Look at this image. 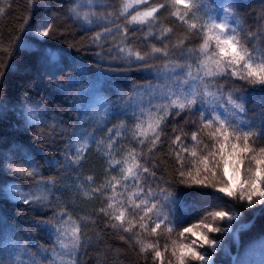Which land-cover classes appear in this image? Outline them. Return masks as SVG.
Masks as SVG:
<instances>
[{"label": "snow or ice", "instance_id": "6c2138e0", "mask_svg": "<svg viewBox=\"0 0 264 264\" xmlns=\"http://www.w3.org/2000/svg\"><path fill=\"white\" fill-rule=\"evenodd\" d=\"M88 2V11L69 0L62 6L63 13L39 19L29 15L22 20L27 25L22 30L35 29L33 34L46 38V44L63 36V25L57 24L63 16L94 32L90 40L100 50L98 56L106 55L121 67L148 70L158 83L135 85L131 94H117L115 100L97 92L92 113H82L89 127L78 120L65 141L63 159L48 162L56 175L45 178L35 164L13 170L35 181V190L12 189L16 199L32 211L51 209L48 219L34 221L37 231L48 235L51 250L38 242L25 244V237L17 242L20 259L11 264H82L93 239L88 230L97 220L106 229L130 234L121 239L133 240L151 264H166L168 246L162 250L158 240L146 242L140 236H158L162 227L180 239L186 234L195 237L190 243L173 241L167 264H173V258L175 264H216L221 236L231 230L232 223L246 209H264V0L255 18L244 12L243 0ZM29 6L33 12L48 8L39 0H29ZM12 7V0H0V21L12 14ZM165 16L182 26L183 33L177 35L171 25L164 24ZM249 23L255 27H246ZM138 34L143 50L137 44ZM21 43L19 36L8 40L0 36V56L18 54ZM3 75L0 72V79ZM237 82L242 83L237 86ZM257 95L260 103L249 107ZM193 116L197 119L191 120ZM177 118L191 125L188 131L179 127ZM117 119L119 123H113ZM128 140L136 147H124ZM92 150L107 165L100 182L92 175L81 177ZM160 153L172 161L175 183L189 190L185 195L193 198V210L202 198L214 194L234 203L223 210L217 205L198 222L186 224L183 215H176L178 200L169 190L173 185L158 174L162 170L156 155ZM69 171L75 174L74 180L62 175ZM66 181H72L84 198L102 199L95 217L73 216L74 207L61 206L56 193L66 190Z\"/></svg>", "mask_w": 264, "mask_h": 264}, {"label": "trees", "instance_id": "16d2710c", "mask_svg": "<svg viewBox=\"0 0 264 264\" xmlns=\"http://www.w3.org/2000/svg\"><path fill=\"white\" fill-rule=\"evenodd\" d=\"M243 2L246 6L244 12L249 18L259 15L262 10V0H243ZM12 3V14L0 21V36L5 40L19 36L22 41L18 54H13L11 58L7 55L0 56V72L4 73L3 78L0 79V261H8L9 264L13 259H20L17 256V242L25 237L27 238L25 244L28 241L38 242L51 250L48 235L44 231H37L38 225L34 223L48 219L51 209L42 212L32 211L29 210L28 205L12 198L14 187L24 188L26 191L35 190V181L15 175L13 170L20 166L27 169L31 164H35L39 165V171L45 178L56 175V170L48 162L63 159L65 141L72 129L77 127L78 120L85 128L89 127L82 113L88 111L89 102L97 96V92L115 100L117 94H131L129 90L135 85L158 83L154 74L148 70L121 67L119 62L106 55L98 56L96 53L100 50L90 40L94 32L77 27L63 16L57 20V24L63 25V36L47 40L46 44L44 43L46 38L33 34L35 29L33 32L22 30L27 28V25L22 23L23 18L33 15V18L39 19L45 15L63 13L65 9L62 6L68 4L69 0H39V3L47 4L48 8H39L35 12L31 10L29 0H12ZM76 4L83 11L89 10L88 0H76ZM162 22L171 25L177 35L183 33L182 26L174 23L167 16ZM246 27H255V25L249 23ZM136 40L143 50L145 45L139 34ZM107 47L108 45H105V50ZM240 83L242 82H237V86ZM68 88L71 90H66ZM81 88L84 90L82 95ZM140 95L144 96L147 102V96L144 93ZM259 103L260 99L257 95L249 107ZM24 109L38 112L41 121L37 123L26 121L22 113ZM177 119L181 120L179 127L188 131L191 125L184 123L182 118ZM190 119L197 118L193 116ZM53 121L57 123L54 125ZM113 123H119V119ZM69 125L72 127H68ZM60 133H63V136ZM184 142L190 143L187 139ZM124 147H136V145L128 140ZM156 159L162 170L158 174H163L173 185L169 190L178 200L176 215H183L186 224L198 222L200 217L206 214V210H214L217 205L223 210L234 203L228 197L220 198V194H214L212 197L202 198L199 208L193 210V198L185 195L189 190L174 181L172 161L163 153L157 154ZM106 166L104 157L92 150L88 154L86 167L81 170V177L92 175L97 182H100L105 175ZM62 175L72 176L73 180L75 179V174L71 171ZM56 195L60 197L61 206L75 208L73 216L95 217L98 208L103 204L99 197L94 200L82 197L72 187V181H66V190L59 191ZM208 220L211 222V217ZM249 222H253L252 225L239 234L238 247L234 242V233L240 226ZM179 230L178 226L176 231ZM88 231L93 239L82 264H151L150 259L145 261L139 254V246L133 240L121 239V235L128 237L130 234L106 229L99 220ZM140 239L146 242L158 240L162 250L167 244L168 253L165 254L167 264L173 241L190 243L195 237L186 234L180 239L175 233L168 234L162 227L158 236L142 234ZM221 240L222 250L216 256V264H232L234 255H236L235 262L239 260L243 264H264V209L258 206L257 209L244 210L240 219L232 223L231 230L221 236ZM30 250L36 251V249ZM34 258L39 260L38 256ZM173 264H175L174 258Z\"/></svg>", "mask_w": 264, "mask_h": 264}, {"label": "rangeland", "instance_id": "374dc122", "mask_svg": "<svg viewBox=\"0 0 264 264\" xmlns=\"http://www.w3.org/2000/svg\"><path fill=\"white\" fill-rule=\"evenodd\" d=\"M102 96V95H100ZM97 103V96L94 97L90 102H89V105H88V112L89 114L92 113L93 109H94V106L96 105ZM29 110H32V109H24L23 110V116L25 117L26 121L30 122V123H37V122H40L41 121V116L38 112L34 111V112H30ZM231 171V170H230ZM15 188V187H14ZM12 188V189H14ZM12 195V198L16 199V194L12 191L11 193ZM82 196V195H81ZM83 197V196H82ZM234 236H237L236 234V231L234 233ZM235 243H238V239L235 238L234 240Z\"/></svg>", "mask_w": 264, "mask_h": 264}, {"label": "water", "instance_id": "95a60500", "mask_svg": "<svg viewBox=\"0 0 264 264\" xmlns=\"http://www.w3.org/2000/svg\"><path fill=\"white\" fill-rule=\"evenodd\" d=\"M248 227H249V225H248V226H245L243 229H245V230H246Z\"/></svg>", "mask_w": 264, "mask_h": 264}]
</instances>
